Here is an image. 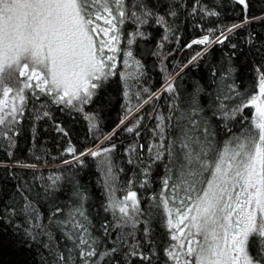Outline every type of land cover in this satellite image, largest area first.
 Segmentation results:
<instances>
[{
    "label": "trees",
    "instance_id": "trees-1",
    "mask_svg": "<svg viewBox=\"0 0 264 264\" xmlns=\"http://www.w3.org/2000/svg\"><path fill=\"white\" fill-rule=\"evenodd\" d=\"M111 7L112 25L96 24L114 49L102 55L116 62L105 59L111 74L95 82L88 102L57 103L54 94L25 89L23 111L0 125V264H174L161 201L168 199L172 219L181 199L191 202L184 185L173 188L182 161L164 149L175 157L185 131L203 140L206 128L222 149L253 130L252 106L233 110L264 76V0H123L124 17ZM132 15L144 34L125 64L123 49L138 29ZM130 191L139 212L129 208L133 221L125 222L109 205ZM89 251L95 255H81ZM248 252L264 264V241L250 236Z\"/></svg>",
    "mask_w": 264,
    "mask_h": 264
},
{
    "label": "snow or ice",
    "instance_id": "snow-or-ice-1",
    "mask_svg": "<svg viewBox=\"0 0 264 264\" xmlns=\"http://www.w3.org/2000/svg\"><path fill=\"white\" fill-rule=\"evenodd\" d=\"M239 3L243 5L245 0ZM112 4L118 16L124 17L123 0H0V94L8 97L13 92L14 89L6 85V81H13L16 98L22 104L25 89L54 94L57 103L71 105L74 99L87 103L93 95L90 89L98 87L92 81L106 79L111 74L104 71L105 59L113 57L102 55L105 44L102 42L98 48L93 35L108 32L96 24L97 20L103 19L112 25L117 18ZM208 39L205 36L193 43L205 44ZM107 47L114 51L110 44ZM165 91L173 89L169 86ZM259 95L264 97V76L260 78ZM250 106L256 113L253 130L233 137L222 149L214 148L206 128L203 140L193 139L185 131L176 142L180 151L175 157L171 146L164 149L170 158L182 161L178 166L179 183L173 188L184 185L186 199L191 202L179 201L182 207L175 209L176 222L173 223L168 199L161 201L167 210L171 239L187 241V245L172 244L168 249L167 256L174 264H241V257L244 264H253L246 252L248 239L254 236L264 241V100L258 101L252 96L233 111ZM11 111L22 112L23 108L13 105ZM4 122L5 116L0 115V125ZM127 131L131 132L132 128ZM160 132L163 141L164 129ZM160 147L164 148L162 142ZM68 151L75 150L69 148ZM99 154L91 153L92 156ZM162 156L163 152L158 151L156 159ZM170 179L168 176L163 181L166 189ZM138 203L137 194L130 191L123 200L109 206L118 209L122 219L128 222L133 221L129 208L138 213ZM185 221L191 230L181 227ZM74 227L82 225L77 223ZM81 243L87 241L81 238ZM177 247L186 250L183 254L173 251ZM81 255L93 256L95 252ZM132 255L150 259L142 253Z\"/></svg>",
    "mask_w": 264,
    "mask_h": 264
},
{
    "label": "rangeland",
    "instance_id": "rangeland-1",
    "mask_svg": "<svg viewBox=\"0 0 264 264\" xmlns=\"http://www.w3.org/2000/svg\"><path fill=\"white\" fill-rule=\"evenodd\" d=\"M131 20L138 26V29L135 30L131 34L130 38L127 40L126 46L123 49V55H124L125 64L130 63L131 60H132V52L131 51H132V44H133L134 39L137 36H141V35L144 34V31H143V28H142L143 27V21L138 16H135V15H132L131 16ZM223 36H224V34L221 35L220 37H218L217 39H215L214 41H213V39H211L209 37L208 41L209 42L210 41L211 42H215L216 40H219ZM97 38L100 39L101 43L103 42L105 44V47L104 48L106 50H108L109 47H107V45H109V44L111 45L110 38H109L108 34L105 35L103 32H100L98 35L94 34L93 35V39L96 42V44H97ZM97 47H98V45H97ZM128 53H131V55H128ZM112 61L114 63L116 62L115 59H113ZM104 71L106 72V67L104 68ZM95 82H96V80H93L92 81V83H95ZM6 85L9 86V87H12L14 90H13V92H11L9 94L8 97H3L2 94H0V101H3V103H0V115H4L5 117H13V116H15L16 112L15 113H12V111H11L12 110V107H13V105H15V107L18 109V106L21 103V101L19 100V98H16V91H15L16 84H15V82L6 81ZM90 91H91V89H90ZM254 96L257 97L258 101L259 100H264V97H262V96L259 95V91ZM81 97L84 98V94L83 93H81ZM72 103H74V104H76L78 106H81L82 105V103L79 100H75V99L72 101ZM252 108H253V114H254V119H255V115H256L255 109H254V107H252ZM93 150H94V148L92 149V151ZM123 199H124V197L120 198L119 201H121ZM128 203L130 204L131 202L129 201ZM172 220H173V223L176 222V218H174ZM187 224H188V221H185V224L184 225H181L182 228H185V231L191 230V229H189V228L186 227ZM174 231H175V229H174ZM248 241H249V239H248ZM176 244L178 246L180 244L187 245V241L184 240V239H178L176 241ZM193 247H195V245H193ZM185 250L186 249H181L179 247L176 248V251L179 252V253H181V254H183V252ZM246 252L250 256V254L248 252V242H247ZM183 258H184L183 255H181V261L183 260ZM241 264H244L243 257H241ZM253 264H261V263H258V262H256V261L253 260Z\"/></svg>",
    "mask_w": 264,
    "mask_h": 264
},
{
    "label": "water",
    "instance_id": "water-1",
    "mask_svg": "<svg viewBox=\"0 0 264 264\" xmlns=\"http://www.w3.org/2000/svg\"><path fill=\"white\" fill-rule=\"evenodd\" d=\"M204 37H205V36H204ZM204 37H203V38H204ZM207 37H208V36H207ZM203 38H202V39H203ZM208 38H209V37H208Z\"/></svg>",
    "mask_w": 264,
    "mask_h": 264
},
{
    "label": "bare ground",
    "instance_id": "bare-ground-1",
    "mask_svg": "<svg viewBox=\"0 0 264 264\" xmlns=\"http://www.w3.org/2000/svg\"><path fill=\"white\" fill-rule=\"evenodd\" d=\"M211 40V39H210Z\"/></svg>",
    "mask_w": 264,
    "mask_h": 264
}]
</instances>
